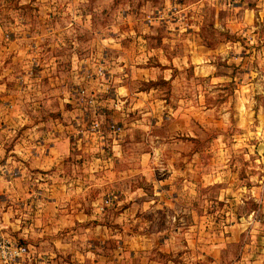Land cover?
<instances>
[{"label": "rangeland", "instance_id": "obj_1", "mask_svg": "<svg viewBox=\"0 0 264 264\" xmlns=\"http://www.w3.org/2000/svg\"><path fill=\"white\" fill-rule=\"evenodd\" d=\"M45 139L58 175L26 165ZM248 220L264 249V0H0V242L28 249L0 264H141L162 238L164 264H209L199 239Z\"/></svg>", "mask_w": 264, "mask_h": 264}, {"label": "crops", "instance_id": "obj_2", "mask_svg": "<svg viewBox=\"0 0 264 264\" xmlns=\"http://www.w3.org/2000/svg\"><path fill=\"white\" fill-rule=\"evenodd\" d=\"M47 126H49V125L42 123V124H38V125H32L31 127H36L39 130H43ZM56 130H59V126ZM44 145H45V149L43 151ZM29 146H32V144H29ZM43 147L40 148L39 154L37 153L36 156L31 157L30 158L31 161L26 163V165L30 166L31 169H34V168L44 169L47 176L50 175V174L49 175L47 174L49 169H51L53 166H56V172L55 171L54 172L52 171V172L55 173L56 175H58L60 173L61 165L65 162L64 158L66 157V154L70 153L69 144L63 139H56L54 142L52 141L50 143L48 140L45 139V140H43ZM14 163L16 164V160L14 161ZM27 171H29V170L27 169ZM27 171L22 172V167H21L20 171H18V172L20 175H23L24 172L27 174ZM16 182H17V179H15V189L11 193L12 195L15 194V197L17 195H19V196L21 195L20 193L18 194V192H17L18 190L16 188V185H17ZM51 192L54 193L55 188ZM11 194H10V197H12ZM24 194L30 195L28 192H24L23 195ZM55 196L57 197V195H55ZM176 199L177 198L175 196V200ZM67 206L68 205L60 203L58 197L55 199H49L47 203L41 205V211H42V214H44L42 217V222L44 223V228H46V230H42V232L47 231L46 237H44L42 239H45L44 244H52V243L55 245L57 244L56 246H57L59 252H60V244L64 242V239L59 237V233L63 232L65 225H67L68 227L69 226L73 227L75 225V217L76 216H75L74 212H76L77 208H76V210L73 209V212H72L73 214L71 216H67L68 217L67 218L64 215V213L69 210L67 208ZM71 207H73V206H70V208ZM168 208H170V207H168ZM170 209H168V210H170ZM97 210L99 211V205H95L94 211L96 212ZM179 212H182L183 213L182 215L184 216V218H179V220H178L179 226H183L185 223V220L187 219V215H186L187 208L182 209ZM10 214L8 213L9 221H10V223H12V221H13V223L10 225H13V228H14L13 231H15L18 228V226H17V221H18L17 219L18 218L16 215H13L12 213H10ZM12 217H13V219H12ZM71 218H72V220H71ZM168 222H169V219H168ZM214 224H216V227L214 228V232L213 231L209 232L206 235L207 238H200L199 239L201 244H202V246L199 247V250L201 251V256L206 261H208L209 264H264V249L263 248H260V249L256 248L253 245L254 242H252L253 237H252V231L251 230L248 232L250 234L249 235L250 241H248V243H246V244H244V243L242 244L241 242H239L240 241L239 239H241V237L243 236V234L247 228V226L245 224H249V220L248 221H240V222L239 221L238 222H231L229 228H231L230 232H232V236H228V237L225 236L226 225L223 222H221L220 224H219V222H216ZM212 226H213V224L210 225V227H212ZM1 228L2 227H0V232L3 231ZM248 228H250V226H248ZM54 232H55V236H53V238H51V240H49V235L54 234ZM162 239H159L157 241V243L154 245L156 248L153 252L155 258L150 262L143 260V261H141V264H164L159 259H156L157 248H159L158 251L164 252L162 249L164 241ZM186 240L189 241L190 239L186 236ZM189 243H190V241H189ZM238 246H240L241 250H239L237 255L233 256V260L230 263H228L227 262V255L229 254V251L231 249H234L235 247H238ZM139 248H140V250H143L144 255L149 253L150 247L141 246Z\"/></svg>", "mask_w": 264, "mask_h": 264}, {"label": "built area", "instance_id": "obj_3", "mask_svg": "<svg viewBox=\"0 0 264 264\" xmlns=\"http://www.w3.org/2000/svg\"><path fill=\"white\" fill-rule=\"evenodd\" d=\"M3 241L0 242V250H1V255L3 258H6L7 256L10 257L11 259H16L19 260L21 259L26 253H27V248L24 246H18V245H3ZM4 250V252L2 251Z\"/></svg>", "mask_w": 264, "mask_h": 264}]
</instances>
